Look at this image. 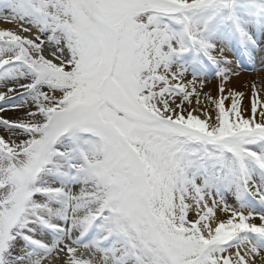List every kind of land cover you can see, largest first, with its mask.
I'll use <instances>...</instances> for the list:
<instances>
[{
    "label": "snow or ice",
    "instance_id": "snow-or-ice-1",
    "mask_svg": "<svg viewBox=\"0 0 264 264\" xmlns=\"http://www.w3.org/2000/svg\"><path fill=\"white\" fill-rule=\"evenodd\" d=\"M0 21V264H264V0Z\"/></svg>",
    "mask_w": 264,
    "mask_h": 264
},
{
    "label": "bare ground",
    "instance_id": "bare-ground-1",
    "mask_svg": "<svg viewBox=\"0 0 264 264\" xmlns=\"http://www.w3.org/2000/svg\"><path fill=\"white\" fill-rule=\"evenodd\" d=\"M12 27L13 25L7 24L4 21H0V28H12ZM255 76H256L255 73L246 72L243 75V77L233 80L232 87L236 88L237 90L244 91L245 89L243 88V85L245 84V82L252 80L253 78H255ZM211 82H212V85L210 89L214 91L215 82L214 81H211ZM245 101L247 103V99H245Z\"/></svg>",
    "mask_w": 264,
    "mask_h": 264
},
{
    "label": "rangeland",
    "instance_id": "rangeland-1",
    "mask_svg": "<svg viewBox=\"0 0 264 264\" xmlns=\"http://www.w3.org/2000/svg\"><path fill=\"white\" fill-rule=\"evenodd\" d=\"M0 3H2V0H0ZM229 56H230V58H231V54H230V53H229ZM245 73H246V72H242V74H241V76H240L239 78L243 77V75H244ZM211 81H214V82H215L214 91H212V90L210 89V88H211V85H212V82H211ZM215 88H216V80L213 78V79H211V80L208 82L207 86L205 87V91H206V92H207V91H211V92L213 93V95H216ZM225 103L228 104L229 102L226 101ZM245 103H246V101H245Z\"/></svg>",
    "mask_w": 264,
    "mask_h": 264
}]
</instances>
